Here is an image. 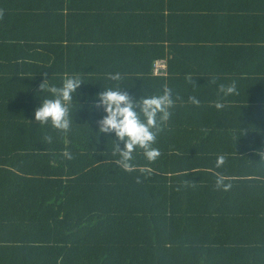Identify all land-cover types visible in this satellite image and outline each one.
Instances as JSON below:
<instances>
[{"label":"trees","instance_id":"16d2710c","mask_svg":"<svg viewBox=\"0 0 264 264\" xmlns=\"http://www.w3.org/2000/svg\"><path fill=\"white\" fill-rule=\"evenodd\" d=\"M256 62L264 0H0V264H264V148L229 150L215 120L187 132L175 117H202L216 103L196 94L221 80L264 91L244 71ZM73 74L69 129L32 120L42 80ZM112 87L134 103L170 90L155 159L137 148L125 167L122 143L96 132L92 97Z\"/></svg>","mask_w":264,"mask_h":264},{"label":"clouds","instance_id":"9594fccd","mask_svg":"<svg viewBox=\"0 0 264 264\" xmlns=\"http://www.w3.org/2000/svg\"><path fill=\"white\" fill-rule=\"evenodd\" d=\"M108 79L118 81L119 73L108 74ZM48 78L39 84V91L46 89L49 97L39 99L38 106L34 109L32 120L40 124H49L52 128L67 131L72 121L70 120V109L76 90L83 82L78 75H67L62 78L59 87L47 83ZM221 91L225 95L236 92L235 84ZM96 101L95 107L102 108L104 115L97 121L98 135L101 133H112L116 141L122 143V148L115 145L120 161L127 167V161L132 158V153L142 149L147 160L151 161L159 155V150L152 145L156 134L161 126L169 118V109L173 106L170 90L166 87L158 95L142 96L135 103L129 96L118 87L104 88L92 97ZM89 97L83 98L87 104ZM193 103H198L193 99ZM77 103V102H76ZM78 104V103H77ZM79 107L82 104H78ZM220 108V104H216ZM89 112L92 108L88 109ZM223 162V157L217 158V166ZM222 183L217 179V185Z\"/></svg>","mask_w":264,"mask_h":264},{"label":"crops","instance_id":"0c3cea01","mask_svg":"<svg viewBox=\"0 0 264 264\" xmlns=\"http://www.w3.org/2000/svg\"><path fill=\"white\" fill-rule=\"evenodd\" d=\"M225 67L228 68L229 66ZM243 67L244 69H248L244 70L248 71V73H253L254 75L264 74V71H262L264 68L260 62H256L255 66H251V68H247V66ZM243 74H247V72ZM221 81V84L223 83L226 86L235 84L236 92L234 94L225 95L222 91H220L219 93L213 95V92L206 88V91L203 94L199 91L196 95H199L198 99L203 97L209 102H213L214 100L216 104H220L219 102L222 101L223 104H225L224 106L221 105L222 109L218 110L216 105L211 109L203 108L201 110L202 117L193 113L192 111L185 113V111L182 110V112L177 113L175 117L182 119L184 124H187L186 121L188 120L189 129L187 132H196L202 130L198 123L206 120V117H208L207 119H209L210 122L215 120V122L218 124V131L221 133L223 132L222 134L225 136L223 141L226 148L229 150L232 147L234 149L247 147L251 142L257 143L259 149H263L264 91L260 89L261 83L259 77ZM174 89L175 88H173V90ZM220 111L224 114L220 113ZM248 129H250L252 133V135L248 138L249 141L248 139L241 141V135L244 137ZM228 132L233 134L231 138L228 136ZM250 168V166L248 168L241 167V171L244 172V175H247L249 174ZM251 175L252 174H250L247 179L252 178Z\"/></svg>","mask_w":264,"mask_h":264},{"label":"built area","instance_id":"2783aa9c","mask_svg":"<svg viewBox=\"0 0 264 264\" xmlns=\"http://www.w3.org/2000/svg\"><path fill=\"white\" fill-rule=\"evenodd\" d=\"M166 71V62L165 60H157L153 66V73L155 75H164Z\"/></svg>","mask_w":264,"mask_h":264}]
</instances>
